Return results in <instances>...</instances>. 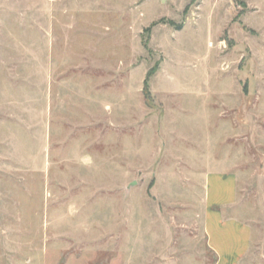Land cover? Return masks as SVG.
Masks as SVG:
<instances>
[{"label":"rangeland","instance_id":"374dc122","mask_svg":"<svg viewBox=\"0 0 264 264\" xmlns=\"http://www.w3.org/2000/svg\"><path fill=\"white\" fill-rule=\"evenodd\" d=\"M0 264H264V0H0Z\"/></svg>","mask_w":264,"mask_h":264},{"label":"crops","instance_id":"0c3cea01","mask_svg":"<svg viewBox=\"0 0 264 264\" xmlns=\"http://www.w3.org/2000/svg\"><path fill=\"white\" fill-rule=\"evenodd\" d=\"M213 243H215V242H211V245H213L212 247H215ZM217 243L224 245V244L227 243V241L222 239V240H218ZM214 249L216 250V252L218 254V259L219 260H223V259H226V258H231V252H229V249H227L226 247H224V248L223 247H216ZM236 251H237V254H238L239 250L235 249L234 253H236ZM239 254H240V252H239ZM235 258H238V257L235 256Z\"/></svg>","mask_w":264,"mask_h":264}]
</instances>
